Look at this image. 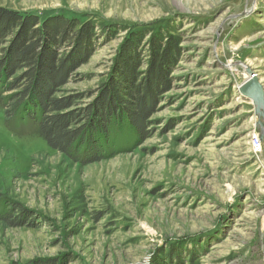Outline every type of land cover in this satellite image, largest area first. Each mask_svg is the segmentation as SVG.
<instances>
[{
    "label": "rangeland",
    "instance_id": "obj_1",
    "mask_svg": "<svg viewBox=\"0 0 264 264\" xmlns=\"http://www.w3.org/2000/svg\"><path fill=\"white\" fill-rule=\"evenodd\" d=\"M0 12L66 14L96 27L93 55L54 95L71 99L58 114L77 118L72 129L96 121L132 30L138 75L149 39L154 52L174 40L145 132L122 118L92 162L51 148L35 113L5 115L4 98L30 83L27 66L13 68L23 82L0 92V264H264V137L238 89L247 69L264 88V0H0Z\"/></svg>",
    "mask_w": 264,
    "mask_h": 264
},
{
    "label": "trees",
    "instance_id": "obj_2",
    "mask_svg": "<svg viewBox=\"0 0 264 264\" xmlns=\"http://www.w3.org/2000/svg\"><path fill=\"white\" fill-rule=\"evenodd\" d=\"M1 13L0 42L11 34L14 43L7 51L4 61L0 62V92L17 90V85L23 78L30 82L18 95L4 98V113L7 117L24 119L35 113L38 116L39 133L48 145L78 162L85 155L92 157L89 162L97 161V155L111 147L114 138L111 130L119 126L120 121L124 122V117L138 136L145 132L147 120L157 104L156 97L167 88L170 72L165 67L170 66V54L174 51L172 37L165 41L166 44L160 41V45L155 48L156 52L150 47L154 37L149 39L148 49L145 50L147 66L138 75L140 57L132 50L134 45H126L130 38L139 40L140 36L132 30L123 44V60L115 67V74L106 88L111 97L108 98L109 94L106 92L107 95H102L98 110L90 114L95 122L92 120V124H86L83 129H72V123L77 118L73 120L74 117L58 114L72 105L71 99H57L54 95L60 87L67 84L69 73L86 63L93 55L90 42L96 35V27L91 22L66 14L42 17L38 13L6 16ZM78 28V33L74 35L72 29ZM107 29L117 31L110 27ZM71 38L74 42L67 48L68 54L72 48L73 51L68 57L67 54L66 58L59 59L57 52L64 50ZM131 54L132 58L129 57ZM23 66H27V72L20 80L13 78V73L10 74L13 68ZM137 83L140 87L136 86ZM96 133L102 139V144L95 143ZM114 140L113 143H118Z\"/></svg>",
    "mask_w": 264,
    "mask_h": 264
},
{
    "label": "water",
    "instance_id": "obj_3",
    "mask_svg": "<svg viewBox=\"0 0 264 264\" xmlns=\"http://www.w3.org/2000/svg\"><path fill=\"white\" fill-rule=\"evenodd\" d=\"M247 72L252 78L239 88V92L253 102L255 113L259 118L256 127L262 131V137H264V88L259 79L253 76L249 69H247Z\"/></svg>",
    "mask_w": 264,
    "mask_h": 264
},
{
    "label": "built area",
    "instance_id": "obj_4",
    "mask_svg": "<svg viewBox=\"0 0 264 264\" xmlns=\"http://www.w3.org/2000/svg\"><path fill=\"white\" fill-rule=\"evenodd\" d=\"M261 140L257 137L252 143L253 150L256 152L260 149Z\"/></svg>",
    "mask_w": 264,
    "mask_h": 264
},
{
    "label": "bare ground",
    "instance_id": "obj_5",
    "mask_svg": "<svg viewBox=\"0 0 264 264\" xmlns=\"http://www.w3.org/2000/svg\"><path fill=\"white\" fill-rule=\"evenodd\" d=\"M246 70V69H245ZM249 71H251V70H249ZM252 72V71H251ZM248 73V72H247ZM253 73V72H252ZM248 75H249V73H248ZM253 76H256L258 79H259V77L257 76V74H255V73H253ZM252 78V76H249L240 86H239V88L244 84V83H246L247 81H249L250 79ZM259 81H260V83H261V80L259 79ZM238 88V89H239ZM252 102V101H251ZM253 103V102H252Z\"/></svg>",
    "mask_w": 264,
    "mask_h": 264
}]
</instances>
